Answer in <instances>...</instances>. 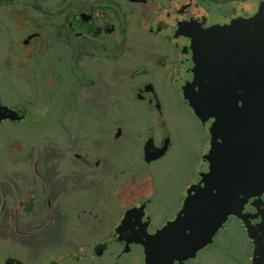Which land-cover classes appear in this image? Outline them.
I'll return each instance as SVG.
<instances>
[{
    "label": "flooded vegetation",
    "instance_id": "af4514ba",
    "mask_svg": "<svg viewBox=\"0 0 264 264\" xmlns=\"http://www.w3.org/2000/svg\"><path fill=\"white\" fill-rule=\"evenodd\" d=\"M263 10L264 0H0V35L15 31L1 71L17 75L29 92L33 73L47 63L45 100L35 111L45 126L42 146L28 156L35 178L28 181L14 161L0 178V264H264V174L241 178V171L264 172V110L256 101L264 38L253 23ZM33 93L25 104L0 98L21 116L0 125L30 119ZM191 95L202 102L201 116ZM177 107L200 134V166L190 180L170 189L141 166L113 167V148L126 135L146 166L177 152ZM129 122L142 126L130 129ZM209 156L218 181H211ZM205 185L257 192L209 242L170 248L189 232L187 214L175 221ZM44 249L50 252L38 257Z\"/></svg>",
    "mask_w": 264,
    "mask_h": 264
},
{
    "label": "rangeland",
    "instance_id": "374dc122",
    "mask_svg": "<svg viewBox=\"0 0 264 264\" xmlns=\"http://www.w3.org/2000/svg\"><path fill=\"white\" fill-rule=\"evenodd\" d=\"M15 35V31H9L5 33H1L0 35V55L5 52V46L10 38H13ZM2 60V59H1ZM0 60V62H1ZM65 58L62 59L61 62L57 64V67L64 70ZM39 62L30 61L27 65L29 68V72L32 73L33 70L36 71V64ZM3 66V63H2ZM47 63H41L39 65L38 72H34V78L32 85L34 88L30 87V91L26 87H23L17 80L18 77L15 74H10L9 72L3 73L0 69V98L4 103L9 104H20L27 102L30 100L27 95H31L32 92L35 99L36 94H38L36 101L32 105H29V117L30 119H26L22 122H11L6 121L0 125V178H3L4 169H8L13 167V161L15 163V167L19 169L18 171L24 174V177L28 179L35 178V172L31 169L33 167V161L28 159L29 154L33 155L35 158L38 152L41 150V136L42 131L44 130V122L36 119L37 112L36 106H40L41 102L45 99L42 95L43 90L40 88L42 85V70L47 68ZM68 73H63L60 77V83L62 85H66L67 83ZM60 84L57 86L59 87ZM59 90L54 91V96L51 100L55 101L58 95ZM45 94V90H44ZM43 97V98H42ZM29 102V101H28ZM37 103V104H36ZM115 103V102H114ZM125 106H129L128 104ZM118 106H113L114 113L116 112ZM178 115V122L175 123L174 129L178 135L176 146L177 152L174 151L170 155L166 156L159 162L152 163L148 166L141 163L139 159L135 158V154L133 153L135 145L132 140L125 138L120 141L117 147L113 148V167L123 166L127 168L129 171L138 170L137 167H142L148 169L150 174V178L154 182L155 185H168L170 189L174 186L182 185L184 182L190 180L192 178V174L195 172L200 166V157L197 152L201 149L200 145V134L196 133L192 128L191 119L189 113L185 109H175L174 111ZM38 118V117H37ZM141 120V117H137ZM130 125V122L128 123ZM142 124H131L129 128L131 129H140ZM140 127V128H139ZM50 132L52 130L49 127ZM130 131V130H129ZM132 131V130H131ZM24 144L22 147H19L18 144ZM20 148L17 152L9 153L8 149L12 148ZM138 157V156H137ZM30 178V179H29ZM3 179H1L2 181ZM17 185H21V179L18 178L15 180ZM13 185V184H9ZM40 210H38L39 215L43 212H46L45 206L41 204ZM228 232L223 233L221 235V239H224L227 236ZM3 246V244L1 245ZM3 249V247H1ZM50 252L49 249H44L42 253L38 256L41 257L42 254L45 256Z\"/></svg>",
    "mask_w": 264,
    "mask_h": 264
},
{
    "label": "water",
    "instance_id": "95a60500",
    "mask_svg": "<svg viewBox=\"0 0 264 264\" xmlns=\"http://www.w3.org/2000/svg\"><path fill=\"white\" fill-rule=\"evenodd\" d=\"M253 23L257 26V38H264V10L257 15L255 20H253ZM257 47L264 49V42L260 44L258 43ZM262 60L263 62L260 61L257 63L259 69L256 76V101L258 108H261L260 110H264V65L262 64L264 63V58ZM203 64L202 60H197L195 67L193 68L196 72V77L199 80L202 79L201 70ZM197 94L201 95L202 89H200ZM187 95L188 94H186V96ZM189 100L196 113L201 116V111L203 109L201 100L200 104L195 103L193 101V95L190 96ZM18 118H21V116L17 115L15 110L0 104V121L4 119L15 120ZM216 150L217 148L215 147L214 151ZM242 150L243 146L240 147V152H242ZM239 157L243 158L244 155L240 153ZM208 158L211 160V171L209 175H213L211 181H218L221 172L218 171V168H215L211 159L212 157L209 156ZM241 165H243L242 161ZM263 174L264 172H261L258 169H253L249 173L241 171V178L243 180L245 176L246 180L249 181L250 179L254 180L255 176L259 178ZM205 181L208 180L205 179ZM202 192L203 197H201ZM254 192L257 191L250 185H241L240 188H234L233 186L231 188H224L223 185H205L203 188H200V190L197 191V194L189 199L188 203L184 206V216L175 221V224L180 225L185 220L187 214L191 221L190 226H186V229H188L189 232L184 234L182 238L177 239L170 248H181L183 250L182 252H185L189 249L186 248L189 242L193 243L194 249L201 244L209 242L214 232L222 225V223H224L229 214L240 215L239 210L242 207L244 200H246L245 196ZM193 208H195V210L192 212ZM191 224L193 225L191 226ZM179 231L185 233L184 228H180Z\"/></svg>",
    "mask_w": 264,
    "mask_h": 264
}]
</instances>
